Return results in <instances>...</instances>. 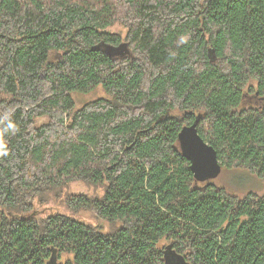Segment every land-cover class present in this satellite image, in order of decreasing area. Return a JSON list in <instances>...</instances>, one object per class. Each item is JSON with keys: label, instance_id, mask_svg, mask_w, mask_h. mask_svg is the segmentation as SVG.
Returning a JSON list of instances; mask_svg holds the SVG:
<instances>
[{"label": "trees", "instance_id": "1", "mask_svg": "<svg viewBox=\"0 0 264 264\" xmlns=\"http://www.w3.org/2000/svg\"><path fill=\"white\" fill-rule=\"evenodd\" d=\"M251 95L264 0H0V264H264V188L198 182L179 142L198 120L222 171L264 187ZM74 181L104 192L66 205L109 230L40 215Z\"/></svg>", "mask_w": 264, "mask_h": 264}, {"label": "rangeland", "instance_id": "2", "mask_svg": "<svg viewBox=\"0 0 264 264\" xmlns=\"http://www.w3.org/2000/svg\"><path fill=\"white\" fill-rule=\"evenodd\" d=\"M113 32L121 33L122 36H126L127 29L122 25H115L110 28ZM128 54L133 55L132 50H127ZM135 56V55H133ZM107 93L104 90L102 86H99L96 90L91 91L89 93H80L75 92L73 93V97L76 101V108H81L84 104L96 100L98 98L107 97ZM264 102L263 98H256L254 96H247L245 99V105H261ZM182 112L180 110H174L171 112L173 116H179ZM48 121V117H42L38 118L36 120L37 125H41ZM248 178H252L249 177ZM244 178L242 179V176H238L232 172L222 171L220 175H218L215 178H212L210 181H200L204 183H213L217 186H223L231 190L232 192L241 191L238 192L239 195H242V192L247 191H255L263 189V183L260 184L259 180L257 179L254 181V178L252 180ZM258 187V188H257ZM104 192V188L101 186H94L87 184L83 181H74L64 187L63 193L58 197H51L48 202L45 205H38L36 203V208L40 210V215H49V214H67L76 217L78 220H82L87 223H93L98 224L102 223L106 225L107 230H109V225L104 220H98L96 216L94 215V212L92 211H85L81 210L78 212L72 211L69 209V207L66 205V197L70 194L75 195H102ZM261 192V191H260ZM161 246L165 245V242H162L160 244Z\"/></svg>", "mask_w": 264, "mask_h": 264}, {"label": "water", "instance_id": "3", "mask_svg": "<svg viewBox=\"0 0 264 264\" xmlns=\"http://www.w3.org/2000/svg\"><path fill=\"white\" fill-rule=\"evenodd\" d=\"M198 120L192 125H186L179 134L182 153L191 165L196 180L210 181L221 174L223 166L217 150L199 133ZM211 183V182H209Z\"/></svg>", "mask_w": 264, "mask_h": 264}, {"label": "clouds", "instance_id": "4", "mask_svg": "<svg viewBox=\"0 0 264 264\" xmlns=\"http://www.w3.org/2000/svg\"><path fill=\"white\" fill-rule=\"evenodd\" d=\"M13 127H14L13 125H11V124L9 125V128H13Z\"/></svg>", "mask_w": 264, "mask_h": 264}]
</instances>
